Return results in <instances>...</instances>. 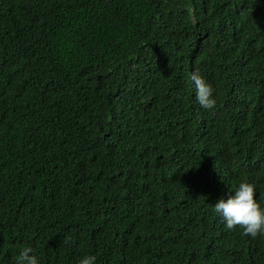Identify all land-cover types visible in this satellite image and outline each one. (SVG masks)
I'll return each instance as SVG.
<instances>
[{
  "label": "trees",
  "instance_id": "16d2710c",
  "mask_svg": "<svg viewBox=\"0 0 264 264\" xmlns=\"http://www.w3.org/2000/svg\"><path fill=\"white\" fill-rule=\"evenodd\" d=\"M245 181L264 207V0H0V264H264L213 212Z\"/></svg>",
  "mask_w": 264,
  "mask_h": 264
},
{
  "label": "clouds",
  "instance_id": "9594fccd",
  "mask_svg": "<svg viewBox=\"0 0 264 264\" xmlns=\"http://www.w3.org/2000/svg\"><path fill=\"white\" fill-rule=\"evenodd\" d=\"M191 81L200 106L209 111L216 109L213 86L198 72L192 73ZM255 191L254 183L241 182L234 192L230 191L227 199L221 197L213 206V212L220 217L227 230L235 231L239 228L244 236L252 239L264 237V207L254 199ZM68 242L66 238L64 243ZM32 253L31 247L24 248L16 257V264H39L37 256ZM96 259L95 255L85 256L79 264H95Z\"/></svg>",
  "mask_w": 264,
  "mask_h": 264
}]
</instances>
